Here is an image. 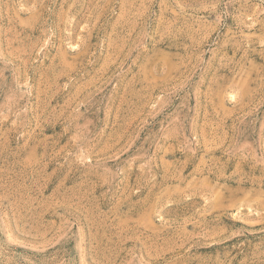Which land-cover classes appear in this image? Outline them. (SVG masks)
<instances>
[{
    "label": "rangeland",
    "instance_id": "rangeland-1",
    "mask_svg": "<svg viewBox=\"0 0 264 264\" xmlns=\"http://www.w3.org/2000/svg\"><path fill=\"white\" fill-rule=\"evenodd\" d=\"M0 264H264V0H0Z\"/></svg>",
    "mask_w": 264,
    "mask_h": 264
}]
</instances>
